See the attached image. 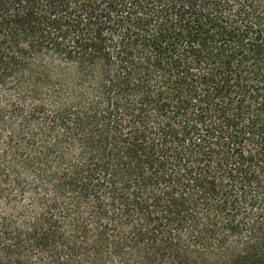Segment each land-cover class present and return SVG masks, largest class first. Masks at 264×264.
<instances>
[{
  "label": "trees",
  "instance_id": "trees-1",
  "mask_svg": "<svg viewBox=\"0 0 264 264\" xmlns=\"http://www.w3.org/2000/svg\"><path fill=\"white\" fill-rule=\"evenodd\" d=\"M0 264H264V0H0Z\"/></svg>",
  "mask_w": 264,
  "mask_h": 264
}]
</instances>
